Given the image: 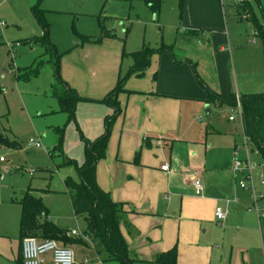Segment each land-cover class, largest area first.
<instances>
[{
  "label": "crops",
  "instance_id": "crops-1",
  "mask_svg": "<svg viewBox=\"0 0 264 264\" xmlns=\"http://www.w3.org/2000/svg\"><path fill=\"white\" fill-rule=\"evenodd\" d=\"M221 1L185 0L187 13L182 19L179 33L192 29L199 31L198 34L188 37L179 35L177 41L185 45V49L172 48V55L152 54L149 66L141 77L130 75L126 79V92L118 95L119 112L111 124L105 156L96 163L98 185L109 193L113 201L125 203L128 211L126 223L120 225V230L130 249L142 260H151L150 257L175 245L179 263L207 264L212 246L203 236L211 227L209 225L215 223V207L223 204L228 211L226 221L220 227L221 233H224V227L255 233L258 230L260 241L245 248L246 259L248 264H264L260 215L257 217V226L254 227L252 223L249 225V221L244 226L242 220L250 213L246 207L248 197L242 192H231L230 161L236 144H233L232 151L226 144L222 145L220 153L217 152L221 133L209 130L207 126L202 128V123L199 124L195 119L202 108L209 111L210 106L204 102L205 91L197 82L195 74L218 93L234 92L235 88V93L239 95L243 94L239 90L246 86L241 84L240 87L238 84L235 87L239 79L237 76L244 67L240 64L238 46H234L233 52L226 47L229 38L224 26ZM83 45L89 47H74L71 61L66 60L63 70L59 65V74L77 95L94 100L78 102L75 108L81 133L94 138L104 130V117L113 111L112 107L100 100L114 86V75L117 67L116 76L120 73L121 60L116 44L111 43L108 48L111 52H106L102 58L107 68L88 71L84 66L95 59L90 49L97 51L98 48L92 47V43ZM209 66L213 70L211 75ZM11 67L16 73L17 69L24 66ZM18 72L21 73V70ZM49 94L51 96V90ZM86 110L91 113L88 126L84 127L82 125L88 120ZM56 113H60L57 101L43 112L44 116ZM63 118H66L64 114ZM52 125H49L50 128ZM164 164L168 165L166 171L160 169ZM194 178L199 179L202 185V194L199 196L194 194L191 186ZM209 181L212 190L226 193L234 201L226 204L225 200L211 197ZM235 185L240 188L237 182ZM247 188L250 186L241 189ZM54 196H58L56 203H53ZM58 203L61 204V210L58 209ZM45 206L49 220L53 219L58 226L66 227L69 234L71 231L79 234L81 224L72 211L68 195L47 194ZM230 215V220H236V224L227 221ZM66 223L74 226L67 227ZM68 246L73 250L77 264H83L85 259L90 261L85 264H93V260L104 264L91 244L74 243Z\"/></svg>",
  "mask_w": 264,
  "mask_h": 264
},
{
  "label": "rangeland",
  "instance_id": "rangeland-1",
  "mask_svg": "<svg viewBox=\"0 0 264 264\" xmlns=\"http://www.w3.org/2000/svg\"><path fill=\"white\" fill-rule=\"evenodd\" d=\"M36 1L0 0V176H2L0 178V264H15L18 257L20 207L15 201L19 199L21 193L28 188H33L35 191L33 192L37 197L42 198L45 205L47 194L65 193L63 180L66 177L78 179L74 165H66V159H73L78 164L84 160L81 140L83 134L78 125L79 115L77 117L76 109L75 120L67 123L61 112L53 116L43 114L50 109L52 104H56L54 98L49 96V83L53 80L52 68L49 65L43 66L39 75L25 82L17 80L16 73L11 70V66L25 67L42 53L39 46H31L33 47L31 48L26 44L15 45L40 33L39 25L30 10ZM221 2L224 26L229 38V45L226 47L233 52L234 46H238L240 64L244 67L242 73L237 76L239 79L235 87H238V84L240 87L241 84H245V88L239 90V93L243 94L262 92L264 91V37L255 32V27L249 18L244 20L238 16V12L242 13L243 9L236 1L222 0ZM247 2L252 7L258 23L261 24V29H264V0H247ZM184 5L185 0L182 2L181 0H162L158 15L153 16L144 2L140 0L130 2L124 0H39V7L45 11L44 17L49 24V40L62 54L59 60L61 70L67 63V59L71 61L72 49L80 46L87 48L89 46L83 44L88 43L94 44L92 47L98 49L97 51L90 49L91 54H95V59L84 66L86 70L101 71L107 68L102 58L106 52H111L108 48L111 43H114L121 60L120 73H125L131 65V58L127 54L144 46L155 48L161 44H172L174 50L185 49L183 47L185 45L177 41L182 19L187 13L186 5ZM102 30L108 31L110 37H101L98 42L78 43L79 35L94 40L100 36ZM66 54L69 56H65ZM41 57L47 58L46 55ZM118 70L119 67L114 75L115 84ZM209 72L210 75L213 73L211 66H209ZM240 78H243L242 83ZM233 89L235 92V88ZM123 92L126 91H121L118 95ZM208 108L209 113H205L202 108L199 117L195 119L199 124L202 123V128L207 126L209 130H217L221 133L219 134L221 135L219 136L220 142L216 146L217 152L220 153L222 145L226 144L232 151L233 144H236L237 158L252 168L253 190L237 188L235 183L241 180L239 174L234 176L231 172L230 183L232 194L233 191L242 192L248 197L246 207L250 213L242 220L243 225L245 226L246 221H249V225L252 223L255 227L257 217L264 213V157L257 152L250 151L242 134L241 118L237 114L236 105L215 104ZM86 111L88 120L82 125L84 127L88 126L91 113L90 110ZM230 117L232 119H229ZM49 125H52V128ZM55 127L62 129L60 138L62 156L55 152L51 157L49 151L59 141V134L54 130ZM52 135L54 143H52ZM83 136L88 140H93L91 137ZM2 138L16 140L19 146L15 148L7 146L2 142ZM30 139L39 141L40 146L29 145ZM245 184L250 186L249 181H245ZM208 185L211 189L210 181ZM47 189L52 191L47 192ZM210 196L220 200L229 197L226 193L212 189ZM57 197H53V203H56ZM59 204L58 209L61 210ZM219 206L227 213L228 209L223 204ZM231 216L227 218V221L236 224V220H230ZM51 221L56 222L53 219ZM66 226L73 227L74 224L66 223ZM209 226L213 229L208 228L203 236L204 240L212 246V254L207 264H248L245 248L260 241L258 230L255 233L245 229L236 230L224 227L225 231L222 234V229L214 222ZM46 263H49L48 258ZM92 263L99 264L97 260H93ZM104 264L116 263L105 262ZM133 264L154 263L138 260Z\"/></svg>",
  "mask_w": 264,
  "mask_h": 264
},
{
  "label": "trees",
  "instance_id": "trees-1",
  "mask_svg": "<svg viewBox=\"0 0 264 264\" xmlns=\"http://www.w3.org/2000/svg\"><path fill=\"white\" fill-rule=\"evenodd\" d=\"M124 1L130 2L132 0ZM140 1L144 2L153 16L158 15L162 0ZM240 7L247 12V19L249 18L252 21L255 32L264 37V29H261V24L258 23L248 2L240 5ZM30 10L39 25L40 33L24 39L20 43H15V45L39 46L42 49V53L35 57L30 65L22 67L23 69H17L16 78L28 81L32 77H36L43 66L49 65L52 68L53 75V81L50 85L51 96L57 101L58 111L65 114L66 123L74 121L77 103L92 102L94 100L80 97L74 89L62 80L59 74V60L62 54L57 51L55 45L49 40V24L44 17L45 11L39 7V0L36 1ZM198 32L197 30L186 29L181 31L179 35L188 37L197 35ZM104 36L110 37V33L102 30L100 36L94 40L87 36L79 35L78 43L98 42ZM172 48V44H161L155 48L144 46L135 52L127 54L131 58V65L125 73L118 74L115 86L100 100L113 108L112 114L104 118V132L94 137L93 140H88L81 135L84 154V160L81 164H78L73 159H66L65 164H73L78 173L77 180L66 177L63 180V188L69 197L73 213L80 221L81 229L79 234H69V230L49 220L47 218L48 209L44 205L42 198L37 197L34 193L33 188L25 190L21 193L19 199L15 201L20 207L18 221L19 247L15 264H23L21 241L25 237H34L38 240L52 239L61 246H68V244L74 243L88 245L89 243L103 263L133 264L134 261L142 260L130 249L120 230V225L126 223L128 211L125 209V203L113 201L109 193L98 185L95 168L96 163L105 156L111 124L119 112L117 95L121 91H126L124 90L126 79L130 75L141 76L148 68L152 54L169 53L172 55ZM42 55H46L47 58L43 59ZM18 70H23V72L19 73L20 71L18 72ZM195 77L205 91L204 102L207 105H236L237 114L239 107L240 115H238L241 118L243 137L251 151L257 152L261 157H264V91L239 95L235 92L218 93L204 84L196 74ZM153 78H155V75H153ZM54 130L59 134V141L49 151V154L53 157V154L57 152L62 156L60 142L62 129L55 127ZM1 140L7 146L14 148L19 146L16 140L3 138ZM51 191L47 189V192ZM42 193L44 192L42 191ZM259 219L262 239H264V214H261ZM142 261L153 262L154 264H182L177 261L175 245L166 251L155 254L151 260Z\"/></svg>",
  "mask_w": 264,
  "mask_h": 264
},
{
  "label": "built area",
  "instance_id": "built-area-1",
  "mask_svg": "<svg viewBox=\"0 0 264 264\" xmlns=\"http://www.w3.org/2000/svg\"><path fill=\"white\" fill-rule=\"evenodd\" d=\"M239 5H243L247 0H234ZM241 19H247L248 14L246 11L239 13ZM256 34V33H255ZM238 114L240 115V109L238 107ZM229 119H232L231 117ZM29 145L39 147V141H33L32 139L28 142ZM168 165L164 164L160 167L161 170L166 171ZM231 170L234 174H239L241 180L237 181V185L240 188H245V181H249L250 188L253 190V181H252V168L246 165L244 162L239 160L235 154L231 159ZM2 176H0L1 178ZM191 186L193 188L195 195L202 194V185L199 179L194 178L191 181ZM234 201L233 197L225 199V203L228 204ZM253 209V208H251ZM256 211V208H254ZM214 220L215 224L218 227H222L226 221V210H223L220 206L215 207L214 209ZM75 231H71V234H74ZM21 253L23 264H45L46 259H49L50 264H77L74 261L73 250L69 246H61L55 240L44 239L38 240L34 237H25L21 241ZM45 255H49L46 257ZM87 260L83 261L85 264Z\"/></svg>",
  "mask_w": 264,
  "mask_h": 264
},
{
  "label": "water",
  "instance_id": "water-1",
  "mask_svg": "<svg viewBox=\"0 0 264 264\" xmlns=\"http://www.w3.org/2000/svg\"><path fill=\"white\" fill-rule=\"evenodd\" d=\"M208 112H209L208 109H206V110H205V113H208Z\"/></svg>",
  "mask_w": 264,
  "mask_h": 264
}]
</instances>
